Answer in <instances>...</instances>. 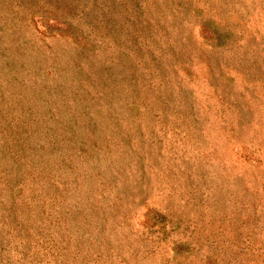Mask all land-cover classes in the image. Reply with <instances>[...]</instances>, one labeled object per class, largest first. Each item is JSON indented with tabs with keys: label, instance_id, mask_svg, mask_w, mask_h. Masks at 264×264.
Masks as SVG:
<instances>
[{
	"label": "rangeland",
	"instance_id": "obj_1",
	"mask_svg": "<svg viewBox=\"0 0 264 264\" xmlns=\"http://www.w3.org/2000/svg\"><path fill=\"white\" fill-rule=\"evenodd\" d=\"M0 264H264V0H0Z\"/></svg>",
	"mask_w": 264,
	"mask_h": 264
}]
</instances>
